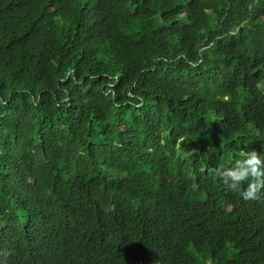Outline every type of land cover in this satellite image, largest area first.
Instances as JSON below:
<instances>
[{
    "label": "trees",
    "instance_id": "obj_1",
    "mask_svg": "<svg viewBox=\"0 0 264 264\" xmlns=\"http://www.w3.org/2000/svg\"><path fill=\"white\" fill-rule=\"evenodd\" d=\"M241 150L264 0H0V264H264Z\"/></svg>",
    "mask_w": 264,
    "mask_h": 264
},
{
    "label": "clouds",
    "instance_id": "obj_2",
    "mask_svg": "<svg viewBox=\"0 0 264 264\" xmlns=\"http://www.w3.org/2000/svg\"><path fill=\"white\" fill-rule=\"evenodd\" d=\"M217 175L228 190L245 201L256 200L264 190V157L254 150H241L233 166L218 170ZM244 183L247 187L242 189Z\"/></svg>",
    "mask_w": 264,
    "mask_h": 264
}]
</instances>
